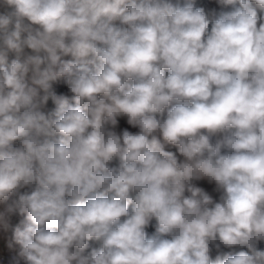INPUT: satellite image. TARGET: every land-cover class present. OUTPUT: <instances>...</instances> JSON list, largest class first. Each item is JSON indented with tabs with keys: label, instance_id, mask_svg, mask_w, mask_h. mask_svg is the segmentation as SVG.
Instances as JSON below:
<instances>
[{
	"label": "clouds",
	"instance_id": "obj_1",
	"mask_svg": "<svg viewBox=\"0 0 264 264\" xmlns=\"http://www.w3.org/2000/svg\"><path fill=\"white\" fill-rule=\"evenodd\" d=\"M220 3L0 0V201L31 189L0 211L26 213L12 264H264V0Z\"/></svg>",
	"mask_w": 264,
	"mask_h": 264
},
{
	"label": "crops",
	"instance_id": "obj_2",
	"mask_svg": "<svg viewBox=\"0 0 264 264\" xmlns=\"http://www.w3.org/2000/svg\"><path fill=\"white\" fill-rule=\"evenodd\" d=\"M173 2H175V0H173ZM192 2L194 3V5L196 7L203 8L205 10V12L208 14H211L213 11L219 12L222 10L220 0H192ZM2 10H4V9L2 8ZM258 15L261 17H264V11L258 10ZM63 58L64 59H71V56H67V57H63ZM58 81H55V82H58ZM55 82H53V84H55ZM46 107H47V105L43 109L44 111H46ZM54 107H55V105L53 106V108ZM125 128H127L129 131H132L134 133L139 131L138 128H134V127L127 124V118L126 117H124L123 127L121 128V130L119 132H121ZM160 139H161V142L163 143L162 137H160ZM165 150L175 152L179 159H181V160L184 159L182 156H180L177 147L174 145L165 144ZM193 183H195L199 187L204 188L205 191H207L213 197L215 202H223V199H222L223 195H224L223 191L222 190L217 191L214 183H209L206 179L194 181ZM30 190L31 189L28 187L18 188L17 190H15L14 193L10 195L8 201H6V202L0 201V211H3L7 207L8 204L12 203L14 200H17L20 194H23L24 192H29ZM186 195H187V193H186ZM26 224H27L26 213L23 215H20V214L13 215L11 217V219L8 221V227H6V228L3 226V224H0V247L3 246L4 241L7 237L13 238V240L15 242V239H14L15 228L20 227L22 230ZM261 242H262L261 245H263V248H264V242L263 241H261ZM15 245L18 249H21V246L19 244H17L16 242H15ZM222 250L223 251H232V250L226 249V248L222 249ZM216 254H217L216 251L213 252L212 257L215 258Z\"/></svg>",
	"mask_w": 264,
	"mask_h": 264
},
{
	"label": "built area",
	"instance_id": "obj_3",
	"mask_svg": "<svg viewBox=\"0 0 264 264\" xmlns=\"http://www.w3.org/2000/svg\"><path fill=\"white\" fill-rule=\"evenodd\" d=\"M238 6V5H237ZM223 11H231L234 6L232 5H222ZM0 11H3L0 7ZM14 58V54L9 55V60ZM119 124L116 128V131L119 132L123 127L124 117L118 118ZM21 249H18L15 245L13 238L7 237L4 241L2 247H0V264H12L13 258L18 256V253ZM244 250H247L246 248ZM23 264V262H21Z\"/></svg>",
	"mask_w": 264,
	"mask_h": 264
},
{
	"label": "rangeland",
	"instance_id": "obj_4",
	"mask_svg": "<svg viewBox=\"0 0 264 264\" xmlns=\"http://www.w3.org/2000/svg\"><path fill=\"white\" fill-rule=\"evenodd\" d=\"M2 9V8H1ZM4 11V10H3ZM26 52L30 53V50L26 49L25 50ZM53 90L57 93V94H67V95H71V93L68 92V89H67V86L64 84L63 82V78H61L58 82H55V84H53ZM55 108V107H54ZM53 108V109H54ZM17 145H18V142H15ZM114 164H118L119 161H114L113 162ZM154 225H155V222L154 220L151 222V224L146 228V231L149 233V234H152L154 231H155V228H154ZM264 242V241H263ZM262 242H259L257 247L260 249V250H264L263 248V245H261ZM216 250L214 249L213 252H215ZM212 252V253H213Z\"/></svg>",
	"mask_w": 264,
	"mask_h": 264
},
{
	"label": "trees",
	"instance_id": "obj_5",
	"mask_svg": "<svg viewBox=\"0 0 264 264\" xmlns=\"http://www.w3.org/2000/svg\"><path fill=\"white\" fill-rule=\"evenodd\" d=\"M131 205L129 206L130 210H131ZM100 244L99 242L95 241V240H91L88 241V247L84 250V255H88L93 249L99 248Z\"/></svg>",
	"mask_w": 264,
	"mask_h": 264
},
{
	"label": "water",
	"instance_id": "obj_6",
	"mask_svg": "<svg viewBox=\"0 0 264 264\" xmlns=\"http://www.w3.org/2000/svg\"><path fill=\"white\" fill-rule=\"evenodd\" d=\"M53 106H54V103L51 100H49L48 103H47L46 112L53 110ZM154 222H155V220H154ZM238 250H240V249H237L236 251H238Z\"/></svg>",
	"mask_w": 264,
	"mask_h": 264
}]
</instances>
